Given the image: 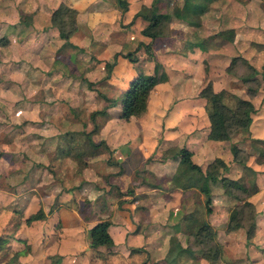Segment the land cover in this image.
<instances>
[{
    "label": "crops",
    "instance_id": "1",
    "mask_svg": "<svg viewBox=\"0 0 264 264\" xmlns=\"http://www.w3.org/2000/svg\"><path fill=\"white\" fill-rule=\"evenodd\" d=\"M23 1L25 11L29 12V14H26L27 16L24 14L26 19L20 20L21 17L16 15L15 18L9 20L7 17V11L1 16V19L4 21H9L10 26L9 28L7 26L8 29L4 31L2 38H0L2 39L0 42V127L3 125L10 126V123H16L17 125H14V127L11 126V128L13 129L12 132L14 130L17 131H14L13 136L11 133V138L7 143H3V141L0 140V145L3 143L1 145V149L5 151L9 149L11 151L9 154L7 152L0 153V163L2 164L6 161L8 164H10V166H8L5 171H2L0 168V179L3 178L4 174L8 173L9 169L12 171L14 168H16L17 170L14 169V171H16V173L19 172L21 169H18V166H15L16 163L19 165H25V162H29L27 163L29 165L28 170L21 173L23 174L21 178L22 183L17 185L15 188L9 189V194L14 197L12 198L13 201L11 200L6 208H3L4 206L2 207V212H6L8 214L6 217L9 218L10 213L11 215L13 213V215L17 217V223L14 226V231L12 234L14 239H11V241H16L18 246L20 245L19 243H21V245L24 247L27 246V237L23 238V236H20L18 234L19 230L23 228V231H25V229L29 228L31 225H33V223L38 221H46L47 219L45 220V217H47L48 213L52 211L50 209L46 210L44 204L38 205L35 199L38 197V195H43V198H45L47 195L56 192L51 178L52 173L50 170H52V168L50 164L52 165L54 159L58 158V156H63V158L66 157L64 152H60L62 147H65V149L69 147V144H67L65 138H62V130L65 126H69V123L72 124L74 121L78 120L76 119L78 116L75 109L78 107L80 110L82 109V106H73L72 102L78 100L82 101L83 99L96 100L101 96V98L105 101L104 106L100 107L98 99L96 100L97 107L96 109L93 108V110L91 109L93 103L87 102L84 104V106L88 107L90 110H86V115L90 120V113L94 111V119H96V116H98L100 113L107 116L108 118H111L113 116L112 112H107L110 106L113 105L112 103H109L110 91H106L104 88L97 91V86L95 87L94 83L99 85V83L104 82L105 79H109L108 81L110 82L111 77H115V75L113 74L114 68L112 67L110 76L105 78L107 74H109V67L105 65L104 67L108 69L107 73L102 80H98L101 76V64H105L107 61L97 63V60H95L96 56L94 49L92 50L91 46L87 47L88 34H86V30L89 29L90 31H93V26L86 24L81 25V23L79 24V22H77V30L71 34L70 38L62 39L59 37L58 29L51 23V13L61 4L62 0ZM63 1H65L67 5H70L75 10H77L76 13L78 21L82 20V16H86L89 19L94 18L95 15L99 14L97 9L88 11L86 15L85 13L82 14V10L79 8L77 3H74L71 0ZM138 1L141 6H150L153 0ZM210 1H222L226 4L227 7L222 8L224 15L221 17V19L218 18L219 11L217 9H213L212 4L206 5ZM169 2L173 4L171 6V11L174 7H177L179 10L176 14V17H170L164 22L173 21L177 23L180 20L181 22L184 20V24H191L192 22L195 24L193 21V16L200 14L201 11L203 12L204 10L212 9L210 11L208 23L211 30L208 31V34H204V38L206 37L207 39L212 34H216L217 36V32L221 28L219 25L220 20H222V22L225 24V28L234 27L236 31L238 28L237 22L242 24L244 23V16L241 14V8L246 2L250 3L248 0H177V2L176 0H169ZM202 2H204V7H200ZM248 3H246V5H248ZM124 4L127 5L126 11H128L129 7L133 5V2L132 0H124ZM157 5L159 6V2H157ZM126 11L124 13H126ZM134 14L130 20L131 22H133V20H137L138 18L145 22V20H143L141 17L133 19ZM170 14L172 13L170 12ZM202 23L205 22L202 21ZM134 26L140 27L142 29V24L139 22L134 24ZM248 27L249 26L246 25L242 26V28ZM47 32H51V36L54 37L53 39L51 38V41H45L42 44H40L39 41L36 42L37 37L41 35L39 33ZM170 32L172 31L163 29L161 30L158 37L167 36L170 34ZM138 36L142 37L145 35L141 34ZM194 36L195 35H193V37ZM158 37H156V39ZM238 37V32H236L232 41L222 40L218 46L228 44V46H224V48L227 50V47H232ZM140 39L141 38H139V40ZM156 39H154L151 43V50L153 49ZM207 39L203 40L200 37V39L198 38L193 43L201 41L206 44V56L223 55L224 60L227 58L230 59L232 57L222 49L218 51L216 50L217 47L216 49L210 47L207 44ZM140 41L146 42L145 39H141ZM193 43L187 42L189 48H187L186 51L187 55L182 56V59H180L181 62H179V64L181 65H179L180 68H178L180 69L179 72L176 71L173 75H171V73L167 71V77L165 75H161L160 77L157 76V83L153 86L148 95L147 105L144 110H137L133 115H131L132 117L129 116L128 118H123L120 114L121 109L119 102L120 110L117 115L112 117V125L114 127H112L111 132L109 131L107 134L108 137L97 142L96 140L92 141L90 134L95 132L100 125L96 126L95 131H91L94 125L92 124L90 127L87 121L83 122L85 127L81 129V132L75 131L80 135V138L78 139L83 141V138L85 137L86 139L84 138V141H86L87 144H90L95 151H99L100 147H103L107 150L113 149V152L116 153L113 156L115 160L112 161L111 165L118 167V171L111 170V174L108 175L111 187L115 188L117 191L116 197L120 196L117 203L118 206H111V215L114 216V219L119 216V212L124 208L123 202L129 201L132 202V207L136 206L137 211L140 213L136 221L140 222L141 224L146 222L148 227L155 229L156 231H159L161 228H165L166 232L170 233L167 238H163V241H153L159 237L158 233H154L147 236L143 243L138 244L141 246H148L149 244L155 246L160 244L163 246L160 248L161 250L154 249L155 257L152 258L151 261H145L146 258H139V261L145 262L144 264H166L165 261L169 262L167 264H187V260L185 258L194 256L203 259L205 261L203 264H208L209 262L200 254V252L197 250L195 251V248L192 247L193 249L191 250L187 249V247L193 241L192 234L195 231V226L183 219V214H185L187 209L191 207L189 205H192L191 203L194 202L195 197H197L198 204L204 206L203 194L200 193L195 187H188L185 189L178 187L174 180L175 173L161 174L159 170L161 167L163 169V163H159L161 165L159 168L154 167V172L151 170H146V173H148V176H150L149 174L154 175L158 182L163 181L164 184L160 183L159 185L152 183L148 184L150 187H147L148 185L140 183L141 173L142 171H145L144 167H147L145 163H149V157L151 155H155V150L157 149L159 141H162L161 143L163 147L160 152L169 155L178 153L181 148H186L191 151V155L193 151L192 148H194V152H198V150L201 148L205 151L209 150V147H207L208 145L206 144V142L209 140L207 139L209 132V122L204 112L205 99L199 96V90L204 80L200 78L198 81L197 78L193 77V72L190 73L184 71L183 68H181L182 66L185 68L189 66L192 67L195 63L197 52L194 51L196 46H191ZM256 43L258 46L264 45V43ZM164 44L166 43L164 42L163 45ZM192 47L193 49L190 50ZM236 50L239 52L238 56L248 59L247 61L250 63L251 59L246 57L244 54L240 55L244 49ZM152 53L157 56V53H155L154 50H152ZM91 55L95 57V59L93 57L91 58ZM87 57H90L91 60H88ZM228 59L224 62L225 68H227L229 63ZM163 67L166 70L172 69L169 65ZM105 68H103V70ZM52 69L54 71L50 73ZM178 73L180 75H177ZM73 79L78 80L83 85H79L78 91L76 92V94H80V96H75L74 93L67 90L68 81H73ZM189 79L195 80V85L192 87H189ZM86 84L89 85V87H86ZM174 85H177V87L170 89V91L173 90L170 94L168 90L169 86ZM212 87L214 86L212 85ZM125 90L126 88L124 89V92ZM223 91L227 92L226 90ZM36 93L38 95H36ZM224 97L231 99L232 103H234L236 99L239 98V95L232 92H227L225 93ZM68 104L70 110L69 112L67 106ZM256 108L258 107L256 106L255 109ZM111 109L114 111V107ZM39 117L41 118L39 119ZM68 118L73 121H68ZM26 119L30 121H26V124H21V121H25ZM56 119L57 124H54ZM4 120L7 121L5 124L2 122ZM18 120L21 121L18 123L15 122ZM66 121H68V123H66ZM115 125H118L119 127L116 128ZM74 129H77V125H74ZM248 130L249 133L251 132V138L264 139V107L260 110L258 109L252 115V121ZM127 131H129V133ZM123 132H127V134L124 135ZM81 136L84 137L82 138ZM210 141H212V139ZM210 144L212 143L210 142ZM14 149L15 152L13 151ZM18 150L21 152H16ZM19 154H21V158H19ZM121 154H123V158L118 159L117 156ZM7 155H10V159ZM25 155H27V157ZM253 155L250 157L251 160L247 163L248 166L241 164L242 162L238 163L242 166V173L239 176L237 175L232 178L237 179L249 189V196H247L246 199L252 204L255 221L252 234V243L254 242V246L252 244L250 245L253 249L252 254H250V260L252 262L247 258L243 249L245 238L243 232L240 230L243 228V226L236 228L235 231L227 230L226 228L224 231H220V229L217 228L219 224H217L218 222H216V218H208L205 220L215 231V238L222 248L223 258L221 260H225L226 264H251L253 262L254 264H264V175L261 176L259 175L260 173H258L264 170V155ZM208 157L210 158L212 156ZM26 158L27 161H25ZM176 158L179 159V156L176 155ZM176 158L174 157L170 163H174V165L179 164V161L175 160ZM223 158H226L227 161V156L224 153ZM205 159L206 158L203 160ZM191 160L194 163L200 165V167L202 166L201 162H196L194 160V153L191 157ZM202 170L204 171L203 168ZM85 175L86 176L83 175V182H80L83 187L79 188L81 185L75 186V189L81 190L79 194L82 197V205L76 212H73L72 208H65L63 206L58 207L56 209V213H59V215L57 214L58 216H60V214L66 215L68 213H75L74 215L81 216L80 212L85 210V207L83 206L84 199L87 200L86 203L88 206H93L94 209L98 207L97 214L99 213L100 206H96V204L100 193L96 194L95 199L93 198V192H90V190L94 187V180H91L92 178H90V175ZM87 176H89V178ZM32 182H34V186L32 185ZM24 183H27V187H24ZM90 184L92 186H90ZM132 185H135V192H133V196L138 197L137 199L132 198L133 201L132 199L127 198L128 196L126 192L127 189L132 188ZM161 185L163 186L162 188ZM61 190L62 186L61 189L56 192V194L59 195L60 193H64V190ZM196 193L199 194V196ZM211 195H213L212 192ZM21 197H25V200L21 201ZM30 197H32V199H30ZM125 198L126 200H124ZM190 198L192 199L190 200ZM225 200L226 198H224V201ZM113 202L114 200H111V204ZM30 203L33 205L35 203L37 206L36 211L31 213H29L28 209H26V206ZM214 206H216V204L211 201V211H213ZM226 206L227 205L224 207ZM124 210L126 211V206ZM38 211H41L43 214L41 218L27 221L31 215ZM102 218L103 217H101L100 221L104 220ZM98 220L93 218L85 219V226L87 227V231L85 230V234L87 236L86 241L84 242V239L83 241H78L75 239L72 240L71 245L63 247L62 254H60V256L57 254V264H67V258H70L71 256L74 258H70L72 259L70 264H132L126 260V255L131 254L133 250L136 252L135 250L138 249L136 247L124 248V246H121V244H123L122 240L124 239L123 229L121 233L112 234L110 231V226H108V232L113 240L111 246H90L88 230L93 226V223L91 222L95 223L98 222ZM60 221L64 231L67 226H64L61 218ZM120 221L126 224L123 218H120ZM224 222L227 227V210L225 219H223V221L220 223ZM70 225L75 224H68V226ZM90 225L92 226L90 227ZM214 227H216L217 230ZM1 235H5L7 238L4 247L10 246L11 241L9 242L7 237L9 234H7L6 231L4 233L2 231L0 233V236ZM117 240L119 242H117ZM125 240H127V238H125ZM64 241L69 244L68 239H65ZM256 241L259 243L260 247L255 244ZM73 242L77 244L75 246L77 247L76 249L73 247ZM223 244H225L226 248L223 247ZM233 245H236V247ZM168 246L169 248L167 254L165 255L166 257H163V251L165 247ZM23 247H18L17 249L15 248V253H12L10 256L13 257L12 264H23L24 262H27V264H36L34 262L30 244L29 247L27 246V248H29L27 251L26 249L24 251ZM45 251L47 250L44 249L41 254V258H44L47 254ZM180 251L187 253V256L179 258L178 256L180 254L178 253ZM230 253H237V255L233 259H230ZM17 254L20 255V258L16 257ZM88 256L89 260H87ZM117 256L122 259L121 262L117 260Z\"/></svg>",
    "mask_w": 264,
    "mask_h": 264
},
{
    "label": "rangeland",
    "instance_id": "2",
    "mask_svg": "<svg viewBox=\"0 0 264 264\" xmlns=\"http://www.w3.org/2000/svg\"><path fill=\"white\" fill-rule=\"evenodd\" d=\"M71 1H73L74 3H77L79 8L82 10L81 12L82 14L85 13L86 15L88 11H91L93 9H97V11L99 12V14L95 15L94 18L88 19L86 16H82V20L78 21L77 13H76L77 10H75L70 5H67L65 1L63 0L61 1V4H65L70 9H73L75 11L74 13V20H75L74 24L76 26L75 30H77V22H79V24L81 23V25L86 24L89 26H93L92 27L93 31H90L89 29L86 30V34H88L87 47L91 46L92 50L94 49L96 59L92 55L90 57L91 58L93 57L95 60H97V63L107 61L108 63L107 67L111 66V63L114 62L112 64V67L114 68L113 74L115 75V77H111L110 82L108 81L109 79L108 80L105 79L104 82L99 83V85L94 83V86L95 87L97 86V91L102 90L103 88L106 91H110L109 103L110 104L112 103L113 105L110 106V108L108 109L109 111L107 110V112H112L113 116L118 114L120 110L119 102L123 97L124 89L128 87L129 81L133 78V76L136 74L137 71L143 70L146 73H155L156 76H159V77L161 75H165L167 77L168 76L167 71L171 73V75H173L176 71L179 72L180 69L178 68H180L179 65H181L179 64V62H181L180 59H182V56L187 55L186 51H187V48H189V45L187 44V42L193 43L198 38L200 39V37L201 39L206 40L207 38L206 37L204 38V34H208L209 33L208 31L211 30L208 23H209L210 11L212 9L204 10L203 12L201 11L200 14L193 16L194 17L193 21L195 22V24L193 22L191 24L189 23L184 24L183 21L181 22V20L177 23L173 21L164 22L161 25V29L162 30L168 29V30H171L172 32H170V34L167 36L158 37L155 40L154 46L152 45L153 46L152 50H154V52L157 53V56L153 54L152 57H150L145 52L143 47H140L138 49L136 48L138 42L141 39H145L146 42H148L149 38L148 37L146 38V36H142V37L138 36V35H141L140 33L141 28L134 26V24L139 22L142 24V27H143L148 23V21L146 20L145 22H143L139 18L137 20H134L133 22L130 21L132 19V15L137 10H140L143 8V6L139 4L138 0H132L133 5L129 7L128 11H126L127 10L126 4H125L126 7L123 8L117 3H115L114 0H91V1L90 0H71ZM248 1H250V3L246 2L248 3V5H246L245 3L243 4L241 8V14L242 16H244L243 18L244 23L242 24V23L237 22L238 28L235 31V33L238 32L239 37L235 41V43L232 45V47H227V50H226L224 46H228V44L223 45V46L220 45L221 47L218 46L219 43L222 41V38L219 35L216 36V34L215 35L212 34L208 37L207 44L210 47L215 48V49L217 47L216 50L218 51L222 49L227 54L232 56L231 58L238 56L239 52L236 49H240V50L244 49L242 50V53H240V55L244 54L246 57L251 59L250 64L254 68H256L257 73H253L252 75L251 73H249L251 69L247 68V66L241 64L238 61H236V63L232 67H229L231 58L230 59L227 58L229 63L227 65V68H225L224 62L227 59L224 60L223 55H222L223 57L218 56V55L206 56L205 49L207 48V45L204 43H202L203 44L202 48L196 47L194 49V51L197 52L196 54L197 57H195L194 65L192 64L193 65V66L191 65L192 67L189 66L186 68L182 66L181 68H183L184 71H187L190 73L193 72L194 73L193 77L197 78L198 81L200 80V78H202L204 82L203 84H201V87L209 80L211 82V85L214 86L212 87L213 90L216 92H220L219 90L223 89V90H226L228 93L232 92V93L238 94L239 97L250 100L254 104L255 107L256 106L258 107L255 110L256 112L258 109L260 110L264 107V67L262 66V64L264 63V45L258 46V44L256 43V42L264 43V0H248ZM203 3L204 2L201 3L200 7H204ZM209 4H212L213 9H217L219 11L218 18L221 19V17L224 15V13L222 12V8L227 7L226 4L222 1H218V2L210 1L206 5H209ZM172 5L173 4H171L169 0H159V6H160L161 11H167L168 13H170ZM24 8L25 6H24L23 0H20V1L0 0V38H2V34L10 26L9 21H4L3 19H1L2 18L1 16L3 15V13H6L7 11V17L9 18V20H12L13 18H15L16 15L21 17L20 20L26 19V16H27L26 14H29V12L25 11ZM125 11L126 13H124ZM24 14L26 15L25 17H24ZM202 21L205 23H202ZM245 25L249 27L242 28V26H245ZM75 30L73 31V33L75 32ZM39 34L41 35L37 37L36 42L39 41L40 44L44 43L45 41H51L54 38L53 36H51V32L39 33ZM193 35L195 36L193 37ZM139 38L141 39L139 40ZM1 40L2 39H0V42ZM186 40H190V41H186ZM164 42L166 44L163 45ZM129 44L131 47L129 46ZM192 49L193 47L190 50ZM1 50H4V49H1ZM132 50H134V53L132 55H129L128 54L129 51H132ZM90 57H87V59L91 60ZM166 65H169L172 69L166 70L163 67ZM104 66L105 64H101V70H100L101 76L99 77L98 80H102L103 77L107 73L108 69L105 68ZM103 68L105 69L103 70ZM53 71L54 70L52 69L50 73H52ZM177 75H180V74L178 73ZM189 80H190L189 87H192L193 85H195V80L193 79H189ZM79 85H82V84L78 80H75V79H73V81L69 80L67 84L68 86L67 90L69 92L74 93L75 96H80V94H76V92L78 91ZM86 87H89V85L86 84ZM176 87L177 85L169 86V89H168L169 93L171 94L173 91V90L170 91V89L176 88ZM227 92L224 91L222 93L223 98L221 99L226 105H230L232 103L231 99L224 97L225 93ZM36 95L38 94L36 93ZM85 98H86V95H85ZM98 99H99L100 107H103L105 103L104 99H102L101 96ZM96 100H92V99L84 100L83 99L82 101L78 100V101L72 102L73 106H76V107L82 106V109L80 110L79 107L75 109L77 111L76 114L78 116L76 119L78 120L74 121L72 124L69 123L70 125L67 127L65 126L62 130V138L63 137L65 138V141H67V144H69V147L67 149H65V147H62L60 149V152L61 153L64 152L66 154V157L63 158V156L62 157L58 156V158L54 159L53 164L52 165L50 164L52 168V170L50 171L52 173L51 178H52L53 186L55 187L56 192H58L62 186L61 191L64 190V193L62 194L60 193L61 195L60 194L57 195L56 192L51 193L47 195L45 198H43V195H40V196L38 195V197H36L35 199L36 203L38 205L44 204V206L46 207V210L50 209L52 210L51 211L52 213L51 212H50L51 214L48 213V216L45 217V220L47 219L46 221L44 222L38 221L36 223H33V225H31L29 228L25 229V231H23V228H22L18 232L20 236H23V238L27 237L26 245L29 247V244H30L32 248L31 251H32L33 258H34V262L36 264H57V261H56L57 254L59 256L60 254H62L63 247H67L68 245H71L72 240H75V239H77L78 241L79 240L83 241L84 239V242H85L86 237H87L85 234V230L87 231L86 229L87 227L85 226L86 218H93L96 220L100 218L98 220L99 222L101 220V217H103L102 219L108 220L109 222L111 221L109 223V226H110V231L112 234L121 233L123 229L124 239L122 240V243L124 245L121 244V246H124V248L125 247H128V248L136 247L138 249V250H135L136 252H134L133 250L131 254L126 255V260H128L132 264H144L145 263L144 261H139V258L141 259L146 258L145 261L146 260L151 261V259L155 257L154 249L161 250L160 248L163 247L160 244H158L157 246L152 245V244L151 245L149 244L148 246L138 245V244L143 243L144 240L147 238V236L152 235L154 233H158L159 237H157V239H154L153 241H157V240L163 241V238H167L170 235L169 232H166L165 228H161L159 229V231H156L155 229L148 227L146 222L141 224L140 222L136 221L140 213L139 211H137L136 206L132 207V202H129V201L123 202L124 208L121 209V211L119 212V216L115 218L116 220L114 219V216L111 215L112 214L111 206L113 205L118 206L117 203L120 197V196L116 197L117 191L115 188L111 187V183H109V176H108L109 174H111V170L118 171V167L111 165L112 161L115 160L113 156L116 153L113 152L114 151L113 149L107 150L103 147H100L99 151H95L94 148L91 147L90 144H87L86 141H84V138H85L84 136H83L84 138L81 136L83 138V141H80L78 139L80 138V135L75 132V131L81 132L82 131L81 129L85 127V124H83V122L87 121L90 127L92 126V124L96 126L100 125L99 128L95 132L90 134L92 141L96 140L97 142V141L103 140L104 138L108 137L107 134L109 133V131L111 132L112 127H114L112 125L113 116L111 118H108L107 116L100 113L98 114V116H96V119L93 118L89 120V118L86 115L87 114L86 110H90V109L84 106V104H86L87 102L93 103L92 104L93 106L91 107V109L93 108L96 109L97 107ZM146 105H147V102H146ZM67 106H68V112H69L70 111L69 104ZM112 107H114V111L113 109H111ZM40 118L41 117H39V119ZM67 120L71 122L73 121V120H70L69 118ZM207 120L209 122L208 117H207ZM20 121L21 120H18L15 122L18 123ZM26 121H30V120L26 119L25 121H21L22 122L21 124H26ZM55 121L56 122H54V124H57V119ZM68 121H66V123H68ZM2 122L3 124H5L7 121L4 120ZM14 125H17V124L10 123V126L3 125L0 127L1 129L0 140H2L3 143H7L11 138L10 136L11 133L13 136L14 131L15 132L17 131V130H14L12 132L13 129L11 128V126L14 127ZM74 125H77L76 130L74 129ZM115 127L118 128L119 126L115 125ZM127 132L129 133V131ZM127 132H123V134L126 135ZM250 133H249V130L241 131L237 133L230 141L228 140L210 141L211 139L207 138L209 139L207 141L209 143L206 142V144L208 145L207 147H209L208 151L207 150L205 151L204 149L201 148L200 150H198V152H194V148H192L193 150L192 155L194 153V160L196 162L197 161L201 162L203 166L201 167L204 170H206L208 165L216 158H222L223 161H225L226 163L225 164L226 167L224 168L218 167V178L216 182H210V184L214 183V184H211V192L213 194L212 201L213 203L216 204V206L213 207V211H211L210 213H206L204 206L199 205L197 202V197H195L194 202L191 203L192 205H189L191 207L187 209V212H185V214H183V219H184V216L188 214L189 215L193 214L191 217L196 218L197 220H200V221L206 220L208 218H211V219L216 218V222H218L217 224H219L217 228L220 229V231H224V229L226 228V224L225 222L224 223H220V222H222L223 219H225L226 210L228 211V217H229V212L231 209L229 207V204L234 203V201L231 200L229 202L228 195L223 185L221 186L222 182L220 181V179L226 175H227L226 177L229 176L228 178H234L237 175L239 176L242 173L241 172L242 166L239 165L237 162L241 161L242 162L241 164L247 165V163L251 160L250 157L253 155L251 153L252 152L254 153V150L252 147L253 139L250 137ZM69 135H72V136H69ZM161 142L162 141L158 142L157 149L155 150L156 152L155 155H151L149 157L148 159L149 163H145L147 167L146 168L144 167L145 171H142L141 173L140 183H144L145 185L152 184V183L159 184V185L160 183L164 184L163 181L158 182L154 175L149 174L150 176H148V173H146V170H151L154 172V167H157V168L161 167L159 163H163L164 165L163 167L164 170L162 169V167L159 170L161 174L175 173L177 170H179V164L174 165V163L173 164L170 163L172 162V159H174V157L176 158L177 153L173 155L161 153L160 150L163 148ZM210 142L212 144H210ZM231 142L240 143V146L243 148V150H245L244 153H241L240 155L241 158H238V161L232 160V154L229 149ZM3 143H1V145ZM1 145H0V153L7 152L9 154V152H11L9 149H7L6 151L2 150ZM13 151L15 152V149ZM16 152H21V151L18 150ZM223 153L226 154L227 161H226V158H223ZM254 154L256 156L261 155L259 153L258 154L254 153ZM7 156L10 159V155H7ZM25 156L27 157V155ZM208 156H212V157L209 158ZM117 157L118 159L123 158V154ZM19 158H21V154H19ZM204 158L206 159L203 160ZM175 160L179 161L178 158H176ZM25 161H27V158L25 159ZM27 163L29 162H25V165H19L16 163L15 166H18V169H21L19 171L20 173L19 172L16 173V171H14V169L16 168H14L12 171L11 169H9L8 173L4 174L3 178L0 179V190H2L0 191V233L2 231L3 233L6 231L7 234H9L7 235L9 242L11 241V239H14L12 234L14 231V226L17 223V217L13 215V213L12 215L10 213L9 218L6 217L8 214L6 212H2V207L4 206L3 208H6L9 202L12 200V198H14L13 196L9 194L10 192L9 189L15 188L17 185L22 183L21 178L23 174L21 173L28 170L29 165ZM8 166H10V164H8V162L6 161L2 164L0 163V168L2 171H5V169ZM258 173H260L259 175L263 176L264 170ZM85 174L90 175V178H92L91 180H94L93 181L94 187L93 189L90 190V192H93L92 193L93 198L95 199L96 194L100 193L99 199L96 204V206H100L99 213L97 214L98 207L94 209L93 206L92 207L88 206L86 203L87 200L84 199L83 206L85 207V210L80 212L81 216L74 215L75 213H68L66 215L60 214V216H58L59 213H56L57 212L56 209L58 207L63 206L65 208H72V211L76 212L78 211V208L82 205V202H81L82 197L79 194L81 190L75 189V186L81 185L80 182H83L84 180L83 175L86 176ZM87 177L89 178V176ZM88 182L91 183L90 181ZM23 185H25L24 187H27V183H24ZM32 185L34 186V182H32ZM90 186L92 185L90 184ZM134 186L135 185H132L131 189L129 188L126 190L127 196H128L127 198L129 199L138 198L137 196H133V192H135ZM82 187L83 186L81 185L79 188H82ZM147 187H150V186L148 185ZM162 187L163 186L161 185V188ZM197 195L199 196V194ZM224 198H226L225 201H224ZM30 199H32V197H30ZM191 199L192 198H190V200ZM20 200L21 201L25 200V197H21ZM111 200H114L112 204H111ZM124 200H126V198ZM225 205L227 206L224 207ZM125 206H126L127 212L124 210ZM26 209H28L29 213H31L33 211H36L37 206L35 205V203L34 205L30 203L26 206ZM59 217L63 221L64 226L68 227V228L66 227L64 231H63V227H62ZM120 218H123L126 224L120 221ZM185 221L189 222L190 218H188V220L185 219ZM252 221H254V214H253L252 208L249 206H244V213L242 217L243 228L240 230L243 232V235L245 238L243 249L249 260H250V254H252V251H253L250 245L252 244L254 246V242L252 243L253 231H251L252 234L250 233L251 235L247 238V230L250 229V226H251L250 224L252 223ZM91 223H93L92 225H94L97 222L95 223L91 222ZM68 224H75V225L68 226ZM92 225H90V227ZM214 228L217 230L216 227ZM231 230L235 231V229H231ZM229 232H232V231H229ZM125 238H127V240H125ZM65 239L69 240L68 241L69 244H67V242L64 241ZM117 242L119 241L117 240ZM188 243H189V240H188ZM19 244L20 245L18 246L17 242L12 240L10 242V246H6L0 250V264H12L13 257H10V256L12 255V253H15V248L17 249L18 247H23L21 243ZM73 244H74L73 247L77 245L74 242ZM255 244H257L260 247L257 241L255 242ZM192 245L193 244H191V246ZM257 245L256 247L258 248ZM27 246L23 247L24 251L25 249L26 251L29 249L27 248ZM233 246L236 247V245H233ZM192 247L195 248V251L198 250L197 249L198 246L197 247L192 246ZM223 247H225V244H223ZM76 248L77 247H75L74 249ZM168 248L169 246L165 247L163 254H162L163 257L167 254ZM44 249L47 250L45 251L47 253L44 257L45 259L41 258V254L44 251ZM183 252L184 251H180L178 253L180 254L178 256L179 258L187 256V253H183ZM230 254H231V257L227 256L230 259H233L237 255V253H230ZM16 257L20 258V255L17 254ZM70 258H74V257L71 256ZM70 258H67V264H70L72 262V259ZM88 258L89 256L87 257V260H89ZM185 259L187 260V264H201V263L203 264L205 262L203 259H200L195 256L186 257ZM117 260L119 262L122 261V259L119 256H117ZM179 261H182V260H179ZM165 263L167 264L169 262L165 261ZM222 263L226 264L225 260H221L218 264H222ZM23 264H27V262L26 263L24 262ZM63 264H66V263H63ZM158 264H162V263H158ZM251 264H254V262Z\"/></svg>",
    "mask_w": 264,
    "mask_h": 264
},
{
    "label": "trees",
    "instance_id": "3",
    "mask_svg": "<svg viewBox=\"0 0 264 264\" xmlns=\"http://www.w3.org/2000/svg\"><path fill=\"white\" fill-rule=\"evenodd\" d=\"M115 3L125 8L124 0H114ZM159 0H153L150 6H143L142 9L138 10L133 19L141 17L143 20H147L148 23L142 27L140 33L149 38L148 42L139 41L136 48L143 47L145 52L152 57L151 43L156 37L160 35L161 25L166 19L170 17H176L178 8L174 7L171 11L172 14L167 11H161L157 5ZM74 13L73 9H70L65 4H60L51 13V23L58 29L59 37L62 39H68L69 36L76 29L74 24ZM134 21V20H133ZM184 21V20H183ZM185 22V21H184ZM219 25L221 28L217 32V35L221 36L223 41H232L235 36L234 27L225 28V24L220 20ZM203 42H195L191 46L202 48ZM135 48V49H136ZM134 50L129 51V55H132ZM236 61L247 66L251 69L249 73H257L254 68L246 59L237 56L231 58L229 67H232ZM114 63V62H113ZM109 66V74L105 78H108L111 73L112 64ZM108 63L106 62L105 65ZM108 66V65H107ZM264 67V63L262 64ZM157 76L155 73H146L143 70H139L129 81L128 87L126 88L122 99L120 100L121 117L128 118L137 110H144L146 108L147 97L150 90L157 83ZM224 91L216 92L213 90L211 82L207 81L199 90V96L205 99L204 112L209 119V132L208 138L212 140H228L230 141L237 133L241 131H248L249 125L252 121V114L255 112L253 103L244 98H238L230 105H226L221 98H223ZM94 111L90 113V118L93 119ZM96 130L94 125L91 131ZM253 150L256 154L264 155V139L252 138ZM102 143V142H100ZM230 152L232 154V160L238 161L241 158V153L245 150L240 146L238 142H231ZM253 152L251 154H254ZM255 155V154H254ZM179 156V170L174 174V180L178 187L197 188L204 196V207L206 213L211 212V201L212 195L210 192V182H215L218 178V167H226L225 161L222 158L214 159L206 168L202 170L200 165L194 163L191 160V151L186 148H181L177 153ZM256 156V155H255ZM241 161H238L239 163ZM223 187L228 195L229 202L231 200L234 203L229 204L230 212L228 217V224L226 229H236L242 226V217L244 213V206L252 208V204L245 199L249 196V189L237 179L228 178L223 176L220 179ZM41 211L31 215L27 221L33 219H39L42 217ZM193 215V214H192ZM192 215H185L184 219L190 218V224L195 226L193 232L192 246H198L197 251L206 258L208 264H218L223 258L222 248L219 242L215 238V231L205 220H197L191 217ZM108 220H102L95 223L89 230L88 235L90 239V246H106L112 245L113 240L108 232L109 226ZM250 229L247 230V238L252 234L251 231L254 229V221L250 224ZM251 233V234H250ZM192 240V239H191ZM7 238L5 235L0 236V250L4 247ZM191 244L187 247L188 250L193 249Z\"/></svg>",
    "mask_w": 264,
    "mask_h": 264
}]
</instances>
